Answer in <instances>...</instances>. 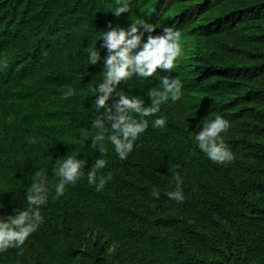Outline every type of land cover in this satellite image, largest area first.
Returning <instances> with one entry per match:
<instances>
[{
    "label": "trees",
    "instance_id": "1",
    "mask_svg": "<svg viewBox=\"0 0 264 264\" xmlns=\"http://www.w3.org/2000/svg\"><path fill=\"white\" fill-rule=\"evenodd\" d=\"M133 19L205 40L189 48L209 64L190 59L175 70L187 107L179 140L156 172L134 167L136 184L114 163L108 186L119 202L83 197L96 160L86 156L75 157L85 162L83 175L56 196L54 168L68 141L98 130L84 51L106 50L100 31ZM214 113L230 124L220 136L233 160L223 164L191 136ZM64 120L76 132L56 152L43 140L68 128ZM37 172L49 188L43 221L21 247L0 252V264H264V0H0V217L29 209L25 193ZM177 175L182 201L167 197Z\"/></svg>",
    "mask_w": 264,
    "mask_h": 264
},
{
    "label": "clouds",
    "instance_id": "2",
    "mask_svg": "<svg viewBox=\"0 0 264 264\" xmlns=\"http://www.w3.org/2000/svg\"><path fill=\"white\" fill-rule=\"evenodd\" d=\"M125 11L128 9L123 7L113 13L119 17ZM107 24L99 37L101 47L106 50H86L82 58L83 72L95 76L96 80L93 127L98 130L92 137L77 135L68 141L67 155L61 154L54 168L59 181L51 185V193L56 196L62 195L67 184L76 183L83 175L81 169L85 162L75 157L96 159L87 174L91 186L80 189L87 201L106 199L119 202L120 193L108 186L115 162L126 175L134 177V184L141 182L134 167L141 165L143 172H156L158 165L172 155L187 117L186 103L181 95L182 82L174 75L175 70L190 59L209 64L206 58L202 59L189 48V45L205 43L195 31L185 36L180 29L165 26L156 19H133L123 25ZM15 70L26 76L24 68L15 67ZM3 78L8 86L11 78L5 70ZM64 95L66 98L72 96L73 90L69 88ZM35 107L38 109L37 105ZM34 116L32 112L31 118ZM64 125L68 128L55 129L44 138V146L57 152V147L67 142L76 129L65 120ZM229 129L230 124L224 118L215 116V113L208 114L191 131L193 144L215 163L230 162L233 155L225 147L224 137L220 136V133L226 135ZM139 147L145 148L144 158L136 156ZM35 176L25 193L29 209H15L11 215L0 217V252L21 247L43 221L40 206L46 203L49 188L39 172ZM173 179L176 185L168 187L167 197L182 201L181 178L177 175ZM153 195L158 196V193L153 192Z\"/></svg>",
    "mask_w": 264,
    "mask_h": 264
}]
</instances>
